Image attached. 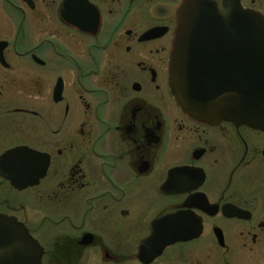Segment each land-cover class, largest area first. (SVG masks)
Here are the masks:
<instances>
[{"label":"flooded vegetation","instance_id":"af4514ba","mask_svg":"<svg viewBox=\"0 0 264 264\" xmlns=\"http://www.w3.org/2000/svg\"><path fill=\"white\" fill-rule=\"evenodd\" d=\"M180 2L0 0V253L23 226L40 264H111L118 233L143 223L139 244L169 214L264 245V131L199 122L172 94Z\"/></svg>","mask_w":264,"mask_h":264},{"label":"water","instance_id":"95a60500","mask_svg":"<svg viewBox=\"0 0 264 264\" xmlns=\"http://www.w3.org/2000/svg\"><path fill=\"white\" fill-rule=\"evenodd\" d=\"M174 15L169 80L178 106L203 123L230 121L264 131V16L244 9L240 0H181ZM226 51L221 65L218 56ZM18 230L0 260L40 264L39 244L23 226ZM150 230L137 247L141 264H152L170 246L198 239L203 227L201 219L184 221L180 214H169L154 220ZM214 234L224 247L222 230ZM91 241L85 236L82 244Z\"/></svg>","mask_w":264,"mask_h":264},{"label":"rangeland","instance_id":"374dc122","mask_svg":"<svg viewBox=\"0 0 264 264\" xmlns=\"http://www.w3.org/2000/svg\"><path fill=\"white\" fill-rule=\"evenodd\" d=\"M264 4V0H259ZM26 202L31 201L30 197L24 196ZM35 222H42L39 214ZM143 221V220H142ZM89 223V222H88ZM86 223V225H88ZM40 227L46 228L43 221ZM132 236H126V232L118 233L114 239V250L111 257L114 258L111 264H140L136 258V246L142 237L143 223L134 224ZM219 227L225 233L226 248L217 244L212 233H206L204 237L191 244H178L169 248L166 255L154 264H264V245H254L250 238L241 236V231H246L240 224L224 223ZM117 236V235H116ZM246 244V247L244 246ZM221 247V248H220ZM116 258V259H115ZM101 254H85L84 264H104ZM108 264V263H107Z\"/></svg>","mask_w":264,"mask_h":264}]
</instances>
